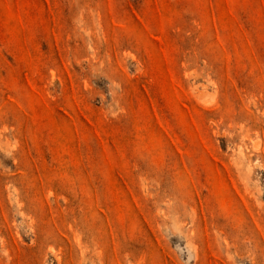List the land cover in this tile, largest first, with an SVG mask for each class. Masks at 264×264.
<instances>
[{"label":"rangeland","instance_id":"rangeland-1","mask_svg":"<svg viewBox=\"0 0 264 264\" xmlns=\"http://www.w3.org/2000/svg\"><path fill=\"white\" fill-rule=\"evenodd\" d=\"M0 264H264V0H0Z\"/></svg>","mask_w":264,"mask_h":264}]
</instances>
